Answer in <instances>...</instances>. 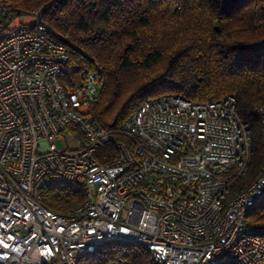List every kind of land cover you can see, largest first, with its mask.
<instances>
[{"label":"built area","instance_id":"2783aa9c","mask_svg":"<svg viewBox=\"0 0 264 264\" xmlns=\"http://www.w3.org/2000/svg\"><path fill=\"white\" fill-rule=\"evenodd\" d=\"M10 11L0 0V264H76L110 240L143 244L157 264H264V223L248 222L264 162L242 184L250 129L234 96L147 100L104 153L114 131L89 114L100 74L64 82L69 47L45 33L40 10ZM254 113L264 138V107ZM52 183H82V203L44 207Z\"/></svg>","mask_w":264,"mask_h":264},{"label":"trees","instance_id":"16d2710c","mask_svg":"<svg viewBox=\"0 0 264 264\" xmlns=\"http://www.w3.org/2000/svg\"><path fill=\"white\" fill-rule=\"evenodd\" d=\"M7 1L8 20L40 10L45 33L69 47L64 82L78 79L84 69L103 78L89 114L114 131L104 153L114 155L115 143L125 139L122 123L147 100L165 94L195 101L232 95L250 129L251 159L242 184L257 175L264 162L262 127L254 113L264 107V0ZM84 197L82 183H52L41 204L63 213ZM259 203L249 212V223H264ZM116 258L157 264L143 244L128 240L102 242L76 264Z\"/></svg>","mask_w":264,"mask_h":264},{"label":"rangeland","instance_id":"374dc122","mask_svg":"<svg viewBox=\"0 0 264 264\" xmlns=\"http://www.w3.org/2000/svg\"><path fill=\"white\" fill-rule=\"evenodd\" d=\"M19 20H22V16L19 17ZM102 81H103V78L101 77V84H102ZM67 143H69V142H67ZM56 145H57L58 148H61L62 147L61 141L57 140L56 141ZM262 203H264V197H262L261 202L259 203V205H261Z\"/></svg>","mask_w":264,"mask_h":264},{"label":"water","instance_id":"95a60500","mask_svg":"<svg viewBox=\"0 0 264 264\" xmlns=\"http://www.w3.org/2000/svg\"><path fill=\"white\" fill-rule=\"evenodd\" d=\"M260 45H264V42H261Z\"/></svg>","mask_w":264,"mask_h":264}]
</instances>
